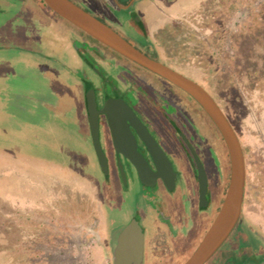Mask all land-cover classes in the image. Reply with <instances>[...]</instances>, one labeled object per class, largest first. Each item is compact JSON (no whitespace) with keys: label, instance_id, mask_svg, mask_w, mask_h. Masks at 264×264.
I'll return each instance as SVG.
<instances>
[{"label":"flooded vegetation","instance_id":"obj_1","mask_svg":"<svg viewBox=\"0 0 264 264\" xmlns=\"http://www.w3.org/2000/svg\"><path fill=\"white\" fill-rule=\"evenodd\" d=\"M71 1L149 58L190 78L210 94L235 131L244 155L245 184L241 213L235 226L240 219L249 221L243 210L244 204L250 203L253 210L257 207L259 213L263 212L264 215V164L259 172L253 171L255 164L250 159L249 147L243 146L221 101L202 81L192 79L177 68L173 58L183 61L181 53L170 56L174 54L171 52L164 56L165 50L175 45L164 43L166 37L177 41L181 36L185 38V11L181 7L170 11L158 4L157 0H149L163 18L160 24L151 28L144 14L138 10L139 0H94L119 12L123 24L130 30L126 32L94 11L89 1ZM154 28L157 29L156 35L152 32ZM64 58L75 66L66 65ZM233 62H230L232 68L235 67ZM179 63L189 70V64ZM190 70H194L193 67ZM16 81L37 82L43 93L35 100L27 97L16 103L5 87L7 82ZM17 104L21 109L20 117L10 111V106ZM197 104L169 81L125 58L60 17L43 0H0V146L10 140L19 143L30 156H35L33 152L44 147H55L57 154L74 157V150L68 142H59L57 126H62L63 132L67 131L64 137L67 140L71 136L68 133L69 124H76L79 129L77 133H82L92 144L104 180L108 182V177L113 174L124 191L129 180L138 188L145 212L150 216L148 223L153 250L150 264H183L214 221L228 187L230 162L227 147L209 117L207 119L214 131L213 141L202 133L193 119V115L200 117L202 112ZM189 106L193 114L188 110ZM94 110L98 113V141L105 157L104 168L92 140L90 116ZM48 136L50 143L45 140ZM156 146L166 159L160 157ZM218 183L222 190L221 199L214 206L213 194L216 189L212 186ZM258 201L261 204L256 205ZM111 204L107 201V205ZM212 211L213 215H210ZM131 220L137 221L142 229L141 264H147L149 241L146 228L136 211L123 221L105 226L95 219L85 228L89 241L98 242L103 251L110 254L107 264H112L109 253L111 230ZM248 227L257 239L255 246L251 241L240 249L221 253L217 261L212 260L229 234L204 264H226V260L232 258L253 259L255 262H260L257 258L264 259V234L259 223L249 221ZM40 232L43 231L35 236ZM191 239L189 249L197 245L182 261L183 257L178 256L176 251Z\"/></svg>","mask_w":264,"mask_h":264},{"label":"rangeland","instance_id":"obj_2","mask_svg":"<svg viewBox=\"0 0 264 264\" xmlns=\"http://www.w3.org/2000/svg\"><path fill=\"white\" fill-rule=\"evenodd\" d=\"M85 1H89L94 11L122 31L130 32L123 24L122 15L114 8L94 0ZM157 2L170 11L181 7L185 11L187 25L184 39L183 36L180 41L166 37L164 43L175 45H170L164 56L171 52L174 54L170 56L181 53L183 61L173 58L177 68L192 79L202 81L214 92L243 146L249 147L250 159L255 164L253 171L259 172L264 164V0ZM137 6L149 27L162 22L161 14L149 0H139ZM155 31L156 28L152 29V32ZM195 46L197 50H194ZM232 61L234 68L230 64ZM63 62L72 68L75 66L66 58ZM179 62L189 64V70ZM192 67L194 70H190ZM5 87L16 103L27 97L35 100L43 93L37 82H7ZM188 110L193 114L191 106ZM10 111L20 117L18 104L11 105ZM193 119L202 133L213 141L214 131L204 113L201 112L200 117L193 115ZM69 125L70 138L64 139L67 131L63 132L62 126H57V134L60 143L65 140L74 150V157H63L56 153L55 147L51 149L47 146L33 152L35 156H30L19 143L10 140L0 146V166L6 162L3 170L0 169V264H107L110 254L104 252L98 242L89 241L85 228L95 219L105 226L123 221L135 211L146 228L150 246L146 250V260L150 264L153 260L148 223L150 216L145 212L138 188L129 180L124 191L113 174L108 177V182L105 181L92 144L82 133H77L76 124ZM51 127L55 129V126ZM45 140L48 143L51 141L49 136ZM220 186L219 183L212 186L216 189L214 206L221 199ZM262 198L264 200V196ZM107 201L112 204L107 205ZM259 204L258 201L256 205ZM249 205L243 206L247 218L251 223H259L264 234L263 212L260 214L257 207L253 210ZM209 214L213 215V211ZM249 221L239 220L212 260L217 261L221 253L240 249L251 241L254 246L258 243L250 232ZM39 231L43 232L35 238L29 237ZM262 237L264 241V235ZM191 241L176 251L178 256L183 257L182 261L197 245L189 249ZM260 260L257 258V261ZM226 263L253 264L238 258L227 259Z\"/></svg>","mask_w":264,"mask_h":264},{"label":"water","instance_id":"obj_3","mask_svg":"<svg viewBox=\"0 0 264 264\" xmlns=\"http://www.w3.org/2000/svg\"><path fill=\"white\" fill-rule=\"evenodd\" d=\"M43 2L60 17L93 39L183 90L200 105L221 134L227 147L230 162L228 187L214 221L197 248L183 263L204 264L228 237L241 213L243 188L245 184L244 155L240 142L229 121L214 99L202 86L161 62L149 58L105 23L71 0H43ZM97 116L98 113L94 110L90 116L91 133L99 162L102 168H104L105 157L98 141ZM158 151L162 155L160 157L166 159L159 148ZM130 158L132 159V157ZM109 245L112 264H141L143 255V232L137 221L131 220L125 225L114 227L111 230ZM240 260L250 261L253 264L264 263V259L260 260V262L252 261V259Z\"/></svg>","mask_w":264,"mask_h":264},{"label":"trees","instance_id":"obj_4","mask_svg":"<svg viewBox=\"0 0 264 264\" xmlns=\"http://www.w3.org/2000/svg\"><path fill=\"white\" fill-rule=\"evenodd\" d=\"M198 105V104H197ZM199 106V105H198ZM200 107V106H199ZM201 109V107H200ZM201 111L204 113V115L208 118V116L206 115V113L201 109Z\"/></svg>","mask_w":264,"mask_h":264},{"label":"crops","instance_id":"obj_5","mask_svg":"<svg viewBox=\"0 0 264 264\" xmlns=\"http://www.w3.org/2000/svg\"><path fill=\"white\" fill-rule=\"evenodd\" d=\"M29 237H33V238H35L36 236L31 234Z\"/></svg>","mask_w":264,"mask_h":264}]
</instances>
